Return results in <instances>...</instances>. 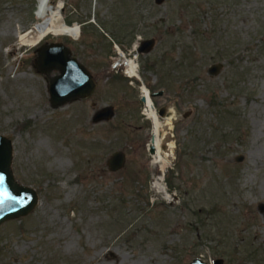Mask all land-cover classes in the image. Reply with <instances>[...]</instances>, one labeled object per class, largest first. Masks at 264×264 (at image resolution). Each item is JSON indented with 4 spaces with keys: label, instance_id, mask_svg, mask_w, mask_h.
<instances>
[{
    "label": "rangeland",
    "instance_id": "1",
    "mask_svg": "<svg viewBox=\"0 0 264 264\" xmlns=\"http://www.w3.org/2000/svg\"><path fill=\"white\" fill-rule=\"evenodd\" d=\"M36 4L0 0V135L16 182L38 196L0 225V264H264V0H51L79 35L40 41ZM44 43L90 72V97L50 106L57 72L36 68ZM142 88L162 91L152 98L162 122L175 114L165 163L151 153ZM105 106L114 117L92 124Z\"/></svg>",
    "mask_w": 264,
    "mask_h": 264
},
{
    "label": "water",
    "instance_id": "2",
    "mask_svg": "<svg viewBox=\"0 0 264 264\" xmlns=\"http://www.w3.org/2000/svg\"><path fill=\"white\" fill-rule=\"evenodd\" d=\"M163 0H155L161 4ZM152 45L151 40L141 43L138 51L144 52ZM36 68L40 73L57 72L48 79L49 103L52 108H59L66 103L86 99L92 95L96 82L90 72L71 56L70 49L62 43H44L37 50ZM223 68L222 63L211 64L207 69L209 76H216ZM162 92L154 93L159 96ZM143 100V99H142ZM115 115L112 106H105L94 111L91 123L109 121ZM153 148L151 147V153ZM13 149L9 138L0 135V225L8 221L25 217L37 205L38 196L34 189L16 182L11 165ZM240 161V158H237ZM125 163L123 151L113 152L106 161V167L111 172L120 170ZM262 206H259V208ZM222 260H215L213 264H221ZM189 264H209L199 258Z\"/></svg>",
    "mask_w": 264,
    "mask_h": 264
},
{
    "label": "bare ground",
    "instance_id": "3",
    "mask_svg": "<svg viewBox=\"0 0 264 264\" xmlns=\"http://www.w3.org/2000/svg\"><path fill=\"white\" fill-rule=\"evenodd\" d=\"M61 6L60 4L57 8H53L51 6V0H37L36 4V18L38 22L34 25L30 33H35L37 36V41L42 40L47 34L53 32L55 34H64L71 36L73 38L78 37L80 27L78 25L67 26L66 24L58 22L59 10ZM20 41L23 44L29 43L28 36L21 35ZM129 68L132 71H128L129 74L135 75L134 77L139 78V74L137 72V65L135 61H129ZM127 68V70L129 69ZM142 96L144 98V113L148 116V118L152 122V134H151V147L155 150V158L157 161L165 163L166 160L170 156V152L173 149V141H168V136L171 131V126L174 120V112L172 111V116L165 119V121H161L156 113V109L152 99L149 96V93L146 89H141ZM162 139L165 142L164 154L161 153Z\"/></svg>",
    "mask_w": 264,
    "mask_h": 264
},
{
    "label": "flooded vegetation",
    "instance_id": "4",
    "mask_svg": "<svg viewBox=\"0 0 264 264\" xmlns=\"http://www.w3.org/2000/svg\"><path fill=\"white\" fill-rule=\"evenodd\" d=\"M139 49V48H138ZM139 52V51H138ZM132 79V78H131ZM159 92H162V91H159ZM154 93H158V92H152L151 94H150V98L152 99V98H156V97H158V96H153V94ZM162 95V94H161ZM161 95H159V96H161ZM141 102H144V99L142 100V97H141Z\"/></svg>",
    "mask_w": 264,
    "mask_h": 264
},
{
    "label": "built area",
    "instance_id": "5",
    "mask_svg": "<svg viewBox=\"0 0 264 264\" xmlns=\"http://www.w3.org/2000/svg\"><path fill=\"white\" fill-rule=\"evenodd\" d=\"M127 68H128V66H126V71H128Z\"/></svg>",
    "mask_w": 264,
    "mask_h": 264
}]
</instances>
